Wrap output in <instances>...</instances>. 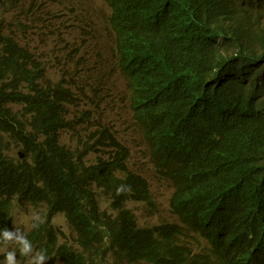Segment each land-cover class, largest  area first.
I'll list each match as a JSON object with an SVG mask.
<instances>
[{
    "label": "trees",
    "instance_id": "obj_1",
    "mask_svg": "<svg viewBox=\"0 0 264 264\" xmlns=\"http://www.w3.org/2000/svg\"><path fill=\"white\" fill-rule=\"evenodd\" d=\"M104 1L134 119L183 227L138 223L127 203L150 201L151 188L109 127L84 150L61 142L72 94L43 82L45 65L0 21V246L19 200L46 205L29 241L63 264H264V0ZM7 135L22 142L23 159L8 152ZM56 214L81 249L59 242Z\"/></svg>",
    "mask_w": 264,
    "mask_h": 264
},
{
    "label": "rangeland",
    "instance_id": "obj_2",
    "mask_svg": "<svg viewBox=\"0 0 264 264\" xmlns=\"http://www.w3.org/2000/svg\"><path fill=\"white\" fill-rule=\"evenodd\" d=\"M110 16L111 9L104 0H0V21L45 65L43 82L65 88L73 96L66 104L70 125L62 131L61 142L84 150L87 143L94 141L91 137L96 130L109 127L129 150L128 169L143 176L151 188L150 201L127 203L138 223L145 227L166 223L183 227L171 204L174 187L156 172L150 147L134 119L131 91L118 65L117 39ZM10 106L15 111L21 109L19 104ZM6 147L16 159L25 157L17 136L7 135ZM104 152H90L86 163H96ZM101 202L103 207H109L102 193ZM46 217V205L15 200L10 228L14 235L0 246V264H5L7 253L13 251L17 264H32L39 252L32 246V252L22 255L17 237L24 235L29 240L32 229ZM51 221L59 242L81 249L64 214H56ZM184 240L200 254L208 251L207 241L195 232L186 231ZM39 264L63 262L53 255Z\"/></svg>",
    "mask_w": 264,
    "mask_h": 264
},
{
    "label": "clouds",
    "instance_id": "obj_3",
    "mask_svg": "<svg viewBox=\"0 0 264 264\" xmlns=\"http://www.w3.org/2000/svg\"><path fill=\"white\" fill-rule=\"evenodd\" d=\"M121 189H118V192L121 191ZM37 219H39L37 217ZM17 232H19V229H16ZM14 233L9 232L8 230H5L3 232L4 241L9 242L13 239ZM18 245H20V252L22 255H28V253L33 251L31 242L23 235L20 237H17ZM22 245V247H21ZM45 255L43 253H37V255L33 258L32 264H39L40 261H43L45 259ZM5 264H17L15 252H8L5 258Z\"/></svg>",
    "mask_w": 264,
    "mask_h": 264
}]
</instances>
